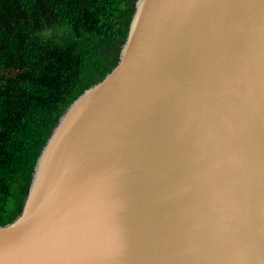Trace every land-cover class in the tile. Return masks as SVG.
<instances>
[{"label":"water","instance_id":"water-1","mask_svg":"<svg viewBox=\"0 0 264 264\" xmlns=\"http://www.w3.org/2000/svg\"><path fill=\"white\" fill-rule=\"evenodd\" d=\"M0 264H264V0H135L0 226Z\"/></svg>","mask_w":264,"mask_h":264},{"label":"trees","instance_id":"trees-1","mask_svg":"<svg viewBox=\"0 0 264 264\" xmlns=\"http://www.w3.org/2000/svg\"><path fill=\"white\" fill-rule=\"evenodd\" d=\"M135 0H0V226L63 110L116 64Z\"/></svg>","mask_w":264,"mask_h":264}]
</instances>
